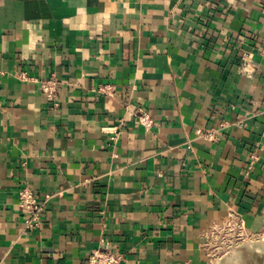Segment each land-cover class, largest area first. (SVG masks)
I'll list each match as a JSON object with an SVG mask.
<instances>
[{
    "label": "crops",
    "instance_id": "1",
    "mask_svg": "<svg viewBox=\"0 0 264 264\" xmlns=\"http://www.w3.org/2000/svg\"><path fill=\"white\" fill-rule=\"evenodd\" d=\"M263 46L264 0H0V264H209L227 223L258 231Z\"/></svg>",
    "mask_w": 264,
    "mask_h": 264
},
{
    "label": "built area",
    "instance_id": "2",
    "mask_svg": "<svg viewBox=\"0 0 264 264\" xmlns=\"http://www.w3.org/2000/svg\"><path fill=\"white\" fill-rule=\"evenodd\" d=\"M39 83L42 92L46 95L48 100L55 102L60 85L59 80L52 76L50 78L40 80ZM138 122L148 128L152 125L153 119L149 114L141 112L138 115ZM213 134V131L207 132L208 136H213ZM18 206L22 213L24 230L28 232L39 228L41 225L43 204L38 201L37 196L31 186L23 185L20 187ZM231 224L232 223L229 222L223 228L229 229ZM122 261L123 256L121 254L116 253L109 247H102L92 250L83 260L82 264H122Z\"/></svg>",
    "mask_w": 264,
    "mask_h": 264
},
{
    "label": "rangeland",
    "instance_id": "3",
    "mask_svg": "<svg viewBox=\"0 0 264 264\" xmlns=\"http://www.w3.org/2000/svg\"><path fill=\"white\" fill-rule=\"evenodd\" d=\"M257 240L264 241V224L258 231L254 232L249 230L247 225L241 221L236 224L232 223L229 229L222 228L211 236L206 246L209 264H240L229 260L236 251L241 252L243 264H264L263 244L259 246L261 249L255 248L249 243L244 246L247 242Z\"/></svg>",
    "mask_w": 264,
    "mask_h": 264
},
{
    "label": "bare ground",
    "instance_id": "4",
    "mask_svg": "<svg viewBox=\"0 0 264 264\" xmlns=\"http://www.w3.org/2000/svg\"><path fill=\"white\" fill-rule=\"evenodd\" d=\"M249 243V245H251V246H253V247H255V248H257V247H259L261 244H263V247H264V241L263 240H257V241H250V242H247V243H245L244 244V246L246 245V244H248ZM243 246V245H242ZM235 248V247H234ZM260 248V247H259ZM261 249V248H260ZM233 254V253H232ZM231 258L229 259L230 261H232V262H234V263H237V262H239L240 264H243V260H242V254H241V252L240 251H236V253L233 255V256H230ZM220 260V259H219Z\"/></svg>",
    "mask_w": 264,
    "mask_h": 264
}]
</instances>
